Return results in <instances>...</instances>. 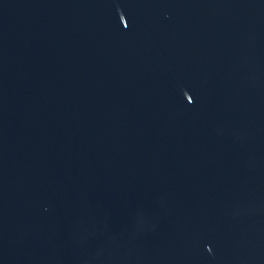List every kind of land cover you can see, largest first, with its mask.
Instances as JSON below:
<instances>
[{
    "label": "water",
    "instance_id": "95a60500",
    "mask_svg": "<svg viewBox=\"0 0 264 264\" xmlns=\"http://www.w3.org/2000/svg\"><path fill=\"white\" fill-rule=\"evenodd\" d=\"M0 264H264V0H0Z\"/></svg>",
    "mask_w": 264,
    "mask_h": 264
}]
</instances>
